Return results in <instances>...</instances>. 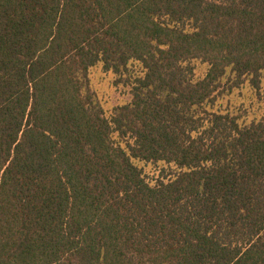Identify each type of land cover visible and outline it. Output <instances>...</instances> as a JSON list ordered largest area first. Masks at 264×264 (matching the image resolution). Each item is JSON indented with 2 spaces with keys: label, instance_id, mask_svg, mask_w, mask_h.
<instances>
[{
  "label": "trees",
  "instance_id": "1",
  "mask_svg": "<svg viewBox=\"0 0 264 264\" xmlns=\"http://www.w3.org/2000/svg\"><path fill=\"white\" fill-rule=\"evenodd\" d=\"M263 71L264 0H0V264H264V119L211 107Z\"/></svg>",
  "mask_w": 264,
  "mask_h": 264
},
{
  "label": "rangeland",
  "instance_id": "2",
  "mask_svg": "<svg viewBox=\"0 0 264 264\" xmlns=\"http://www.w3.org/2000/svg\"><path fill=\"white\" fill-rule=\"evenodd\" d=\"M192 67V79H201L207 69V63L198 59L189 62ZM142 72L141 66L137 62L129 65L127 71L120 80L116 82L111 72H105L102 64L99 63L88 71L90 88L95 93L97 100L102 105L106 116L112 112L117 105H122L130 101V81ZM216 93L212 109L225 113H230L237 118L240 125H246L252 121L264 119V71L261 73L258 87H253L249 83V77L245 76L238 87L227 89V84L222 85ZM112 139L124 145L128 140L125 136L120 138L117 133L112 134ZM135 165L142 170V174L149 184H154L157 179L166 180L171 177L176 170L173 165H168L163 161L144 162L133 159Z\"/></svg>",
  "mask_w": 264,
  "mask_h": 264
}]
</instances>
